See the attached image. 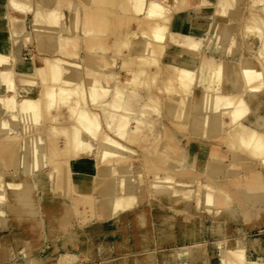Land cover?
I'll return each instance as SVG.
<instances>
[{
    "label": "bare ground",
    "instance_id": "6f19581e",
    "mask_svg": "<svg viewBox=\"0 0 264 264\" xmlns=\"http://www.w3.org/2000/svg\"><path fill=\"white\" fill-rule=\"evenodd\" d=\"M28 1L8 0L11 12L25 10L24 5ZM63 1L36 0L35 7L32 8L33 11L31 10L37 50L40 53L52 51L50 55L44 56L46 59L44 65L42 61L37 59L36 67L30 61H24L21 68L13 66L15 65L13 63L15 57L8 56V51L13 50L12 41H10L11 35L15 34L13 16L11 12L7 14L5 12L0 16V19L6 22L5 28L0 29L2 34H5L4 38L0 36V41L2 40L0 50H7L6 53H0V88L3 92L0 103H2V111L5 110V107L10 108L13 110L10 114L14 115L15 109L21 110L30 113L32 118L34 117L36 120L39 119L42 111H45L48 117L54 120H47L52 135V146L49 150L50 159L48 160L42 151L43 140L41 137H36L37 140L32 143L29 142L27 137L30 134L27 126H25L23 142H18L14 139L15 134L7 133L8 123L2 118L0 120V167L4 166L5 163L13 164L17 147L21 144V151H24L22 154L24 158L22 159L26 161L25 170L34 171L39 166H51V170L45 172L46 174L43 173V176L54 179L59 188L64 190L63 183L60 180V163H70L76 168L78 174H81L87 180H91V182L81 184L78 187L72 186L71 188L72 197H70L68 204L74 208L76 215L83 218L84 221L93 219L98 212L96 209L98 203L99 205L111 204L115 214L120 208L129 206L136 199L134 195L135 185L133 179L129 176L132 165L130 168V165L126 164L131 159L134 150L130 148L131 146L126 145L127 142L124 144L121 139L119 140L111 133L125 138L133 117L137 121L138 128H141L148 121L153 122L148 116L151 113L160 111L162 101L158 94L163 92V102L166 106L165 114L170 117V120H163L162 141L160 145L157 142L150 145L148 153L156 156L155 159L153 158L157 165L155 167L156 171L151 170L153 173L151 176L153 187L156 188L158 194L168 197L176 188L174 182L176 175L169 172V170L183 168L185 165L176 156L175 142L178 141L176 132L181 133L187 127V121L183 122L181 118L189 116L191 104L198 105V94L193 93L192 84L194 82L203 84L204 89L202 90L204 94H207L217 88L215 85L217 80H225V75L227 76L226 81L231 84V88L223 92L218 91L212 96L214 99L213 103L210 104L211 107L204 104V109H207L204 115H200L195 110L193 123L199 128H207L209 124H212V127L216 129L228 125L229 130L226 137L228 145L234 150L247 151L253 157H262L261 160L264 163V122L262 124L258 123V116L261 115L264 119V114H255V117L251 120L257 127L242 123L249 110L246 95L250 93L259 97L264 89V20L260 16L253 14L251 22L248 24L250 32L258 33L261 36L259 53L244 49L239 60L229 61L225 58H206L200 51L201 41L193 35L190 31L191 25L181 15V12L188 5V0H174L170 5L171 10L169 12L166 11L165 7L167 4L165 5L162 0H127V3H120L124 9V11H121L127 16L125 26L128 29H125V31L114 29L111 56H114V58L122 56V63H124L131 56V54H128L129 50L136 46L138 50L137 57L132 63L133 70L124 83L126 86L121 87L118 71H112L109 68L112 60L105 57L107 55V45L104 42L105 36H107L105 33L110 30L111 7H118L119 0H92L94 2L92 7L90 6V0H83L82 6L77 0H66V4ZM52 2H56L58 7H52ZM235 2L236 0H220L222 13L229 12ZM61 10L64 13L68 11V13L63 15ZM173 23H175L177 31L171 28ZM23 28V25H21L17 29ZM55 28L61 30L55 32L53 30ZM138 29L143 30L142 34ZM205 36H207V32ZM166 42L173 43L175 51L168 63L161 64L160 57L163 56ZM84 43H86V55L83 59L90 58L94 61L93 64L86 69L83 79L75 77L76 72L74 71L76 70H72L73 72L66 77L64 75L66 69H71L77 59L72 57L79 54L78 49ZM184 55H187V60L183 59L185 58ZM40 68L46 71L44 77L41 78L38 71ZM17 70L24 77L22 81L29 82V80L38 79L36 83L41 86L35 92L36 94L33 93L35 84L27 82L26 86L17 90L13 77ZM160 77L161 82L157 83V79ZM29 85L30 87H28ZM137 87L145 88L146 96L144 95V103L139 114H134L131 107L136 100L135 89ZM8 89L11 90V92L9 91L10 94H4ZM45 92L48 94L46 101L44 99ZM154 92L158 94L153 95ZM17 95L22 96L20 101L16 100ZM87 97L94 104V108L95 105L99 107L98 111L90 108L92 106L87 103ZM259 102L261 100L257 102L256 106ZM66 108L69 110L67 123L59 122L57 118L65 115ZM208 108H211L212 111H208ZM226 126L224 127L226 128ZM89 137L98 141V157H96L97 155L93 157L83 155L84 152L93 148V143ZM28 155L31 157L29 164L26 159ZM98 162L111 163L103 181L97 178ZM159 166H162V170ZM112 173L117 177L114 181L115 177L110 180ZM25 176L27 174L22 173L18 175V178L9 181L10 187H14V191L19 192L13 198L16 210L20 211L15 218L35 219L36 200L32 198L28 182H25L24 179ZM189 181H193V179ZM189 181L184 180L180 184L184 187L189 185ZM1 182L2 175L0 174V187L3 185V182ZM236 183L244 190L245 195H253L258 190H264V174L257 167L252 168L239 174ZM95 189L103 192L101 199L95 197ZM181 189L182 191L185 190ZM195 191L198 203L202 202V197H205L206 204L210 206L222 201V198H220L222 190H216L211 181H202ZM182 195H190V193H183ZM225 195V199L222 201L225 206L231 199L240 201L245 207L248 205L234 190ZM3 199H5L4 192L0 191V209ZM65 202H61V206L57 208L60 214L64 215L70 210L69 205ZM56 207L57 205L54 202L53 206L50 207V211H53ZM232 210H234L232 206H227L220 208L217 212H230L231 215ZM181 213L190 214L185 211ZM167 216L169 215L167 214L164 217ZM148 218V210L141 208L134 211L128 220L134 221L138 226H141L142 230L143 224L148 222ZM185 222L186 225L193 223L190 219L185 220ZM246 242L248 243L246 238L240 237L231 240L228 246L220 245L221 253L225 255L222 264H254L257 259L245 258L248 247ZM250 244L257 247L264 246V237L253 238ZM55 247L57 248V246ZM189 249V247H186L183 250L188 251Z\"/></svg>",
    "mask_w": 264,
    "mask_h": 264
},
{
    "label": "rangeland",
    "instance_id": "374dc122",
    "mask_svg": "<svg viewBox=\"0 0 264 264\" xmlns=\"http://www.w3.org/2000/svg\"><path fill=\"white\" fill-rule=\"evenodd\" d=\"M77 1H79L78 3H80V6H82L81 3L83 0H77ZM162 1L164 2L165 5L167 4V6H165L166 11L169 12L171 10L170 5L173 3L174 0H162ZM65 2L66 0L63 1V3ZM125 2L127 3V0H119L118 7L117 6L115 8L114 6L111 7L112 12H111L110 29H121L122 31L128 29L125 26L126 25L125 21L127 20V16L122 12L124 11V9L123 7H121V4H124ZM35 4H36V0H29L28 2H25L24 5L25 10H23L24 12L23 11L14 12V16L16 17L15 20L17 24L19 25L22 24L24 27L21 32L12 35L11 39H13L12 40L13 50L11 49L8 51L9 52L8 56L15 57L13 62L15 65L13 66H15L16 68L17 67L21 68L22 64H24V61L28 62L31 57H32L31 62L32 65L34 64V67H36L37 59L39 61H42L44 65L46 61L44 56L50 55L52 53L51 50L40 53L36 48V40H35L36 34H34L35 29H33V25H32L33 24L32 11L35 7ZM0 5H1L0 16L5 12L7 14L12 11L11 6H9L8 4V0L6 1L0 0ZM92 5H94V2L90 0V6L92 7ZM54 6H56V2L55 3L52 2V7ZM263 10H264V0H258L255 2L254 0H236L235 4L231 6L229 12H227L226 14H223L221 11L220 0H188V5L181 12V15H183V17L185 18V14L189 13V11H196V13L198 14L197 17L200 27L206 30H204L202 33H198V34L194 33L193 35L201 41L200 51L203 53V55L206 58L207 57L225 58L229 61H236L239 60L241 55L239 56V51H238L239 39L237 37H234V30L236 32L240 30V32H242V35L244 34L246 35V41L248 45L242 49L241 54L244 49H249L253 53H259V49L261 45V36L258 33L252 31L250 32L248 28V24L251 22V16L253 14L260 16L264 20ZM61 12L63 15L68 13V11L64 13L63 10H61ZM173 22H174V18H173ZM188 23L191 25L190 29L198 30L197 27L193 26L194 24L192 25L190 22ZM220 23H222L223 25ZM5 26H6L5 20L2 21V19H0V29L1 28L4 29ZM171 28L176 30L175 23L171 25ZM215 28H216V32H215ZM53 30L57 32L58 30L60 31L61 29L55 28ZM138 30L142 34L143 30L142 31L140 29ZM138 30L137 32L139 34ZM137 32L135 33L136 35ZM206 32H207V36H205ZM135 34L134 36H136ZM0 36H3L4 38V35H0ZM111 38L112 37L109 36L108 39L112 40ZM229 40H230L229 46L231 47L230 50L225 49ZM166 44H165L163 56L160 57V63L162 62L161 64L168 63L169 60H171L173 52L175 51V47L173 43L166 42ZM231 44L234 45L236 49H233ZM213 45L215 46V48H212ZM4 52L6 53L7 50L5 51L0 50V53L3 54ZM137 53H138L137 46L129 50L128 54H131V56H129L127 60L124 63H122L121 66H120V62H121L120 57L114 58V56H111L112 55L111 53H108L105 56L106 58L112 60L111 61L112 64H110L109 68L112 71H118L121 81L120 84L121 87L126 86L124 85V83L126 79L129 78V75L133 70L132 63L135 61L137 57L136 56ZM84 56H85V52L82 51L81 55L79 53L77 55H74V57H72L73 59L76 58L77 59L75 60V65L71 66L72 68L70 67L71 69L68 68L66 69L64 73L66 77L73 72L72 70H76L74 71L76 72L75 77L77 79L84 78V74H86L87 71L86 69L90 67L94 62L90 58L87 59L85 58L84 60L83 59ZM184 57L185 58L183 59H187V55H184ZM197 61H199V59H197ZM38 71L40 72V78L44 77L43 75L46 71H44L43 69L41 70V68ZM81 76L82 78H80ZM13 77L15 80V85L17 87V90L18 89L20 90L23 86H26L25 84L29 83L33 85L35 84L36 89L34 88L33 90V93H35L37 92V90H39L41 86L39 83H36L38 82V79H33L34 81L29 80V82L26 81L27 83L25 82V80H23L24 81L23 82L22 79H24V77L21 75V72L19 70H17L14 73ZM226 77L227 76L225 75V80L224 79L221 81L217 80L215 84L217 88L208 92L207 94H204V91L202 90L204 89L203 84L201 85L199 83L194 82L192 84V90L194 94H197L198 92V98H197L198 105L196 104L197 106H195L192 103L190 106L189 116H185L184 118H181V120L183 122L186 121L188 122L190 120L191 111L198 110L200 108H202L200 109L201 112L205 114L207 109H204L205 108L204 104H207L208 107H211L210 104L213 103V99H214L212 96H214L218 91L223 92L231 88V84L229 81H226ZM158 82H161V77L157 79V83ZM28 87H30V85ZM9 91L11 92V90L8 89L6 93L4 92V94L6 95L10 94ZM155 93L156 95L158 94L157 92H154L153 95H155ZM2 94L3 92L2 93L0 92V97L2 96ZM158 95L161 101L164 100L163 92ZM47 96L48 94L47 92H45L44 93L45 101L48 98ZM246 97L249 105L251 104V100L252 101H254L255 99L258 101L261 100L260 102L261 107L259 108L257 113L252 111L249 106V110L247 111V114L244 116V119L242 120V123L250 125L249 122L253 119L255 114H264V89L262 90V93H260L259 97L254 96L250 93H248ZM21 99L22 96L17 95L16 100L20 101ZM86 99L89 106H92L90 108L97 111L99 110V107L96 105L94 108V104L91 102V100L88 97ZM138 99H140L139 94H137V101ZM161 104H163V102ZM1 106L2 103H0V120L4 118L8 123L6 130L7 133L15 134L14 139L22 143L24 139L23 138L24 127L27 126V129L30 134V136L27 137L28 141L32 143L33 141L37 140L36 137H41L43 140V146H42V151L44 152L43 154L49 160L50 159L49 150L52 146L51 143L52 135L50 134V126L47 120L49 121L50 120L54 121V120L49 118L48 114L45 111H42L41 116L39 117L38 120H36L34 117L32 118V115L30 113L24 111L22 112L21 110L15 109L14 110L15 113L14 115H12L10 114V112L13 111L12 109L5 107V110L2 111ZM208 111H212V109L208 108ZM164 112H165V107L164 108L162 107V109L160 110V115H158V117L161 118V120L169 121L170 117H168V115H166ZM64 114L65 115L59 116L57 118L59 119L58 120L59 122L62 121L66 122L67 116L69 114L68 108H66ZM263 122H264L263 116L259 115L258 123L262 124ZM263 128H264V124H263ZM89 139L93 143V148L91 150H87L86 152H84L83 155H85V157H89V156L93 157L95 155L98 156L99 148L96 146L97 141L91 137H89ZM199 139L200 138L198 137L192 136L188 131H183V134L181 135V141H182L181 151L183 154L182 157L184 158V164H185L184 167L186 171H190L191 174L190 175L185 173L176 174L174 179L176 186L175 191L171 195H169L170 198L167 199V200H171L172 203L171 207H168L170 206V204L166 202L167 207L166 208L163 207L159 209V205L161 204L160 198L158 196L156 188L153 187L151 181V176L153 174L152 171H156V168L149 166L151 165L150 164L151 162L148 161V158L155 159L156 156L146 151L145 146L148 145L149 143H147L145 146L133 145L132 147L135 148V157L134 160L132 161V168L130 167L132 171L129 174V176L133 179V182L137 188L134 194L137 203L132 208L117 211L108 220H104V221L93 220L87 224L79 223L74 208H72L68 204L69 203L68 201H70V197H72V194L69 197V194L66 193L68 191L64 192V190H61L59 186L55 183L54 179L47 178L45 175L43 176V178L38 177L37 175L38 173H40L41 175L42 173L51 170L50 169L51 166L48 165V166L36 167L34 169L35 172L25 170L26 161L22 159L24 158L22 157L24 151L23 150L21 151V144H19L17 147L18 149L15 154L13 164L5 163L4 166L0 167L1 170L0 174L2 175V182H3V185H1L0 187L1 188L0 191L4 192L5 195V199L2 200L1 209H0L1 210L0 211V264H127L126 258L125 257L121 258V256H119L127 251L135 253L134 257L132 256V258L129 259L128 264H143V261L139 256L142 254L141 252L143 251L144 248H146V246H150V249L152 251L156 250L155 251L156 253H154L155 256L153 257V261H152L153 264L154 262L158 263L159 261L160 249L163 252L162 259L164 260L166 255L167 257H169L167 261L170 262L171 257H174L176 252L181 254L180 252L184 251L183 249L189 246L188 240L191 238L192 233L193 235L198 234L200 240L203 241L200 242L201 243L200 247H204L205 250H209V251L213 250L214 253L216 254H218L219 251L220 260L221 259L224 260L225 258L224 253H221L222 250L220 248V245L228 246L231 240H236L237 238L243 237L244 239L246 238L248 241V243L246 242V244L248 246H251L250 244L251 239L264 236V210L249 209V208L246 209L245 206H243V204H241V202L238 200L235 199L230 200V202L233 203L234 206L238 207L237 210L235 211L232 210V214H231L232 216L227 215L225 213L217 212L209 208L208 206L210 205L206 204L207 208L205 207L203 209H198V210H196L194 207L190 208L189 212H195V214L197 215L196 217L200 216L202 218L203 217L205 218L203 220H198L197 223L194 225L189 226V224L188 225L185 224L186 223L185 220L187 219H190L191 221L194 220L195 216L192 214L179 213V215L175 217L176 219L169 217V216L174 217V214L177 213L175 212V210L185 209L186 201H188L189 199L194 201L196 197L195 189L199 186V184H201L202 181L206 180L208 160H209L208 148L211 146L213 142L222 143L221 136H219L217 139L203 137L201 138V141H203L202 139H204V141L207 142L208 146L205 148H201V146L197 144L198 142H201ZM177 144L178 143L175 144V150H176V156L178 157V153L181 154V152L179 151L180 146H178ZM221 150L224 153H227L228 147L225 144H221ZM29 155L26 158L28 164L31 161V157ZM187 155L190 156L188 157ZM246 159L248 165L247 170L249 168H254V166H256L254 164L255 160L253 158L252 159L250 158L249 153L247 156L246 155L244 156L245 161ZM214 164L217 165L219 163L215 162ZM256 164L257 167H264V163L262 160L256 162ZM66 169L71 170L70 176H71L72 186L78 187L79 183H82L84 181H86V183L91 182V180H87V179L85 180L84 177H82L80 174L77 173L75 167L70 165V163H66V162L60 163L61 178L62 175L66 174L65 173ZM22 173L27 174V176H25L26 178H24L25 182H28L29 189L31 190L32 193V198H34L36 202H38L39 204L41 211L39 214L40 221L37 219L15 218V216L20 211L16 210V206H14L15 203L13 198L16 197L19 194V192L14 191L15 190L14 187H10L9 181L18 178V175ZM240 174H242V172H240ZM111 175L112 176L109 175L111 178L110 180H112L115 177L113 173ZM116 178L117 177H115L113 181ZM190 179H193V181H189ZM233 179L235 178L233 177L229 178V181H231L229 187L232 189H233V182H232ZM184 180L189 181L188 182L189 185L182 187L180 183ZM220 180L221 178H217V177L215 179H211L212 181L211 184L216 188V186L219 185ZM181 188L185 190L182 191ZM183 193H190V195H182ZM48 201H54L55 204L57 205L56 209L51 211V215L50 213L48 214V212L45 210V203ZM61 202L62 203L65 202V204H68L70 207V210L67 211L65 215L60 214V212L57 209L59 206H61ZM204 203H206V200H204ZM141 208L143 209L146 208L149 211V220H148L147 232H146L148 235L147 239H149L148 242L138 241V239L140 240L142 237L141 226L133 224L131 221H128L127 224V219L132 215V213ZM163 212H166L169 216L164 218L163 214L161 215V213ZM68 216H70L71 219ZM52 217L54 218L52 219ZM118 218L119 220H116ZM121 219L125 220V223H121L120 222ZM199 222L200 224H198ZM128 232H129V238L127 240L125 239L122 240L121 237L125 238ZM117 240H120L119 244L116 243ZM48 242L50 243L48 244ZM55 246H57V248ZM249 256L251 259L252 258L257 259V257L260 255H258L255 251H252L249 254ZM257 261L258 260H256L254 264H261Z\"/></svg>",
    "mask_w": 264,
    "mask_h": 264
},
{
    "label": "crops",
    "instance_id": "0c3cea01",
    "mask_svg": "<svg viewBox=\"0 0 264 264\" xmlns=\"http://www.w3.org/2000/svg\"><path fill=\"white\" fill-rule=\"evenodd\" d=\"M11 13H12L11 15L13 16V20L12 21H14L13 26L15 28L14 29L15 33L21 32L23 29H17V28L20 27L22 24L21 25L17 24V22L15 20L16 17L14 16V12H11ZM197 15L198 14L196 13V11H189V13L185 14V20L187 22H190L192 25L194 24L193 26L198 28V30L191 29V32L193 34L194 33H196V34L202 33L204 30H206V29H202L200 27ZM105 34H107V36H105L106 38L104 39V42L107 45V48H106L107 52L106 53L107 54L108 53H112L113 43H114V39H113L114 38V29H110L109 32H107ZM0 35H5V34H2V31L0 30ZM109 36L112 37L111 38L112 40L108 39ZM234 37H237L239 39L238 51H239V56H240L242 49L248 45L247 41H246V35L245 34L242 35L240 30L238 32H236L234 30ZM11 38H12V35H11L10 39ZM11 41H12V39H11ZM88 43H89V41H88ZM85 44L86 43H84V45L81 44L80 47H79L80 55H81L82 51H84L85 55H86V45ZM229 44H230V40L227 43V46L225 47V49H229V50L231 49ZM212 48H215V46L213 45ZM232 48L236 49L234 45H232ZM224 51H226V50H224ZM117 57L121 58V63H120V66H121L122 65V56H117ZM31 59H32V57H31ZM31 59H29L30 62H31ZM231 59H233V58H231ZM185 60H187V59H185ZM115 80L116 79H115V75H114V81ZM135 91H136V98H135L136 100L134 101L131 109H132V112H134V114H139L140 110L142 109V105L144 103V98L146 96V89L145 88H141V87H137L135 89ZM0 92L2 93L1 88H0ZM137 94H139V97H140V99H138V101H137ZM197 94H198V92H197ZM162 102H163V100H162ZM257 102H258V100H256V99L254 101L251 100V104L249 105L250 109L252 111H254L255 113H257V111L261 107V103L260 102L258 103V106H256ZM162 107L163 108L165 107V112L164 113H166V106H165L164 102H163V104L160 105V110L162 109ZM197 111L199 112L200 115H204V113H202L200 109H198ZM158 115H160V111L151 113L148 116V118L153 120V122L148 121L147 123L143 124L141 128L137 127V121H136V119H134L135 117H133L132 121L129 124V128H128L127 135H126L125 138L118 137V136H116L115 134L112 133L116 138H118L119 140L121 139V141L124 144H125V142H127L126 145H128V147L131 146L130 148H132L134 150V153H132V155H131V159L126 162V164L128 166L132 165V161L134 160V157H135V148L132 147L133 145L145 146L147 143H149L148 145L145 146V149H146L147 152H148V148L153 143L157 142L160 145V143L162 141V135H163V120H161V118H159ZM194 115H195V110L191 111L190 120L187 122V127L184 129L185 131H188L194 137L200 138L199 139L200 141H201V138H203V137L217 139L219 136H221V139H222V143L219 144V143L213 142L211 144V146L208 148L209 160H208V169H207L206 180L211 181V179H215V177L221 178L219 185L216 186V190H218V189L222 190V193L220 195V198H222V201H223V199H225V196H226L225 194L230 193L232 190H234L248 204L247 207H245V208L264 210V190H262V189L258 190V192H255L253 195H245L244 190L241 189V187H239L238 184L236 183V178L240 174V172L245 173V171L247 170V166H248L247 165V159L245 161L244 160V156L245 155L247 156L249 152H247V151L242 152V151H239V150H234L228 145L227 140H226L227 133H228V130H229V126L228 125L227 126L223 125L220 128L216 129V128L212 127L213 126L212 124H209L207 128H202V127L199 128V126H196L193 123ZM249 123H250L251 126L257 127L251 121ZM224 126H226V128ZM161 129H162V131H161ZM183 131L181 133L180 132H176V136L178 137L177 143L180 144V145L179 144H177V145L180 146L179 151L181 152V154L178 153V157L177 158L179 159V161H182V162H184V158L182 157L183 154H182V151H181V145H182L181 135L183 134ZM202 140L203 141L198 142L197 144H199L201 146V148L207 147L208 146L207 142L204 141V139H202ZM97 143H98V141L96 142V146L98 145ZM221 144H225L227 147L229 146L227 153H224L221 150ZM249 155H250L251 159L253 158L255 160L254 161L255 165H257L256 162H259L261 160V158H262V157H259V156L253 157L250 153H249ZM187 156L189 157L190 155H187ZM96 157H98V156H96ZM148 161L151 162L150 164H151L152 167L153 166L154 167L157 166L155 161H154V159H148ZM215 162H218L219 164L215 165L214 164ZM110 165H111V163L110 164H103L102 162H100V163L98 162V175H97V178H99V179H101L103 181L104 180L103 178L106 175V171L109 169ZM184 166H183V168L179 167V168L170 169L169 172H171V170H172V173H174L175 175L176 174H180V173H182V174L185 173V174L190 175L191 174L190 171L189 172L186 171ZM129 167H131V166H129ZM161 167L162 166H159V168L162 170ZM256 167L257 166H254V168H256ZM257 168L261 169V171L264 174V167H257ZM249 169H252V168H249ZM46 172H49V171H46ZM65 173L66 174L62 175V178H60V180L63 183L64 190L68 191L66 193H68L69 197H70L71 188H72V181H71V176H70L71 175V170L70 169H66ZM44 174H46V173H44ZM37 175H38V177H43V173L41 175H40V173H38ZM82 177H84V176H82ZM230 177L235 178V179L232 180L233 189L229 187V184L231 182V181H229ZM84 179L86 180V178H84ZM84 183H86V181H84L82 183H79L78 186H80L81 184H84ZM136 189L137 188L135 186V192H136ZM102 194H103V192L101 190L95 189L94 195H95V197L97 199H101L103 197ZM158 196L160 198V203H161L159 205V209H161L163 207L166 208L167 207V203L166 202H168L170 204V206H168V207L172 206L171 205L172 204L171 200H167V199L170 198L169 196L167 197L166 195L163 196L161 194H158ZM165 200H167V201H165ZM222 201L216 202V204H214L213 206H208V207L213 209V210H215V211L219 210L220 208H225L227 206H232L234 211L238 209V207L234 206L233 203L230 202V200H229V203H227V206H225ZM53 203H54V201H48V202L45 203V210L48 212V214L50 213V215H51L50 207L53 206ZM136 203L137 202H136V199H135L132 204H130L129 206H127L125 208H120L119 210H122V209L126 210V209H129V208H132ZM191 207H194L196 210H198V209H203L205 207L207 208V205H206V203H204V198L203 197H202V202H200V203L197 202L196 197H195L194 201L189 199L188 201H186V208L185 209L175 210L177 213L174 214V217L179 215V213H181L182 211H186L187 213H190V214L194 215L195 218L192 221L193 223L189 224V226L196 224L198 220L205 219L204 217L202 218L200 216L196 217L197 215L195 214V212H189ZM96 209L98 210L96 216L93 219L89 220V221H86V220L84 221L83 218L77 216V218L79 220V223L80 224H87V223H89V222H91L93 220L104 221V220H108L111 216L114 215V211L112 209V206L109 203L108 204H100V205L98 203ZM175 209H177V208H175ZM40 212L41 211H40L39 204H38V202H36V213L34 214V217H35V219H37L39 221H40V219H39ZM162 214H163V217L165 215H167L166 212L161 213V215ZM225 214L230 215V212H226ZM116 220H119V218L116 219ZM148 220H149V218H148ZM124 221L125 220H123V219L120 220L121 223H125ZM128 221L129 220L127 219V224H128ZM132 223L136 224L134 221ZM147 224H148V222L143 224L144 226H143V229H142V237H141L140 240L138 239L139 242H145V241L148 242L149 241V239H147L148 235L146 233L147 232ZM198 224H200V222ZM263 237L264 236H261V238H263ZM121 238H122V240H124V239L127 240L129 238V232H128V234H126L125 238H123V237H121ZM165 238H166V236H165ZM188 242H189V246L188 247L190 249L188 251H181L180 252L181 254L176 252L174 257H171L170 262L167 261V259H169V257H167L166 255H165L164 260L162 259L163 252L160 249V251H159V261H158V263L154 262V264H170V263L171 264H222L223 260L222 259L220 260L219 251H218V254H216V253H214L213 250L209 251V250H205L204 247H200L201 246L200 242H203V241L200 240V237L198 236V234L197 235H195V234L193 235V233H192L191 238L188 240ZM116 243L119 244L120 240H117ZM191 249H192V251H191ZM155 251H152L150 249V246H146V248L143 249V251L141 252L142 254L139 256L142 259L143 264H153L152 261H153V257L155 256L154 253H156ZM252 251H255L258 255H260V256L257 257V260L261 264H263L264 263V246L263 245H260L258 247L254 246V245L248 246L247 247V251L245 252V258L250 259L249 254ZM134 254H135L134 252L127 251L124 254L122 253L119 256H121V258L125 257L126 260H127V264H128L129 259H131L132 256L134 257Z\"/></svg>",
    "mask_w": 264,
    "mask_h": 264
}]
</instances>
